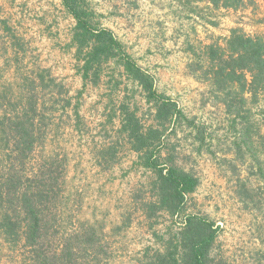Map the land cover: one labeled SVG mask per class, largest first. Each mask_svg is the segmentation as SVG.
I'll list each match as a JSON object with an SVG mask.
<instances>
[{
  "label": "rangeland",
  "instance_id": "374dc122",
  "mask_svg": "<svg viewBox=\"0 0 264 264\" xmlns=\"http://www.w3.org/2000/svg\"><path fill=\"white\" fill-rule=\"evenodd\" d=\"M87 1L103 27L111 22L100 0ZM198 1L199 8L210 4ZM252 1L237 11H250L244 21L260 30L237 28L249 36L264 35V17H254L264 13V0ZM74 24L61 0H0V118L3 110L12 109L8 103L14 109L25 104L29 87L23 85L24 78L37 81L36 73L46 69L58 86L34 91L38 108L44 103L40 110L44 119L36 124L40 143L26 169L30 173L38 164L53 162L55 175L62 174L61 195L51 213L54 232L61 236L88 224L110 252L106 264H138L147 249L161 248V239L177 231L183 218L167 214L151 221L145 218L141 203L149 197L152 173L139 166L119 133V107L128 105L148 123L150 106L112 64L104 68L99 85L83 84L71 45ZM199 31L186 42L189 61L195 57L204 61L201 48L214 42L223 45L226 39ZM124 47L133 57L131 47ZM139 55L133 58L141 66L144 55ZM147 59L142 64L153 66L157 92L176 101L187 119L206 129L200 153L196 151L200 142L185 124L168 136L164 150L176 166L199 181L186 213L205 216L219 228L211 254L222 264H264V91L255 102L246 96L242 112L246 121L233 123L223 105L208 100L205 90L199 95L191 83L165 82L157 76L153 58ZM187 64L184 69L189 73ZM3 144L0 140V158ZM0 264H31L21 242L10 243L1 232Z\"/></svg>",
  "mask_w": 264,
  "mask_h": 264
},
{
  "label": "trees",
  "instance_id": "16d2710c",
  "mask_svg": "<svg viewBox=\"0 0 264 264\" xmlns=\"http://www.w3.org/2000/svg\"><path fill=\"white\" fill-rule=\"evenodd\" d=\"M209 2L215 9L235 11L253 3ZM61 4L75 23L71 45L75 50V70L83 84L99 85L104 68L112 64L150 106V121L145 123L136 110L122 104L119 133L136 154L139 166L152 173L149 197L141 203L145 218L151 221L167 214L183 220L177 231L161 239L160 249H147L138 264H222L211 254L219 228L205 216L186 213L198 179L164 153L168 136L175 135L183 124L194 131L193 139L200 142L196 151L200 153L206 129L187 119L176 101L157 92L153 75L137 64L111 30L101 25L87 0H61ZM201 53L204 61L195 57L187 64L189 75L207 86L208 100L223 105L231 122L246 121L242 115L246 96L255 102L257 94L264 91V35L249 36L235 28L223 45H205ZM36 77L37 81L30 76L24 78L27 83L23 85L29 87L25 104L14 109L8 103L12 109L3 110L0 118V140L4 143L0 158V232L10 243L21 242L31 264H106L110 252L93 226L81 224L61 236L54 232L51 213L61 195L62 176L55 175L54 163L43 162L27 172L29 158L40 143L36 124L44 119L40 113L44 103L38 108L34 91L37 87L58 86L46 69L39 70Z\"/></svg>",
  "mask_w": 264,
  "mask_h": 264
},
{
  "label": "crops",
  "instance_id": "0c3cea01",
  "mask_svg": "<svg viewBox=\"0 0 264 264\" xmlns=\"http://www.w3.org/2000/svg\"><path fill=\"white\" fill-rule=\"evenodd\" d=\"M100 1L103 12L112 19L105 27L119 40H125L123 44L131 47L133 57L137 58L142 53L139 56L144 55L143 62H148L147 57L153 58V65L158 66L157 76L165 82L191 83L190 86L198 94L203 90L205 94L207 86L196 81L184 69L190 60L185 46L193 33L202 29L199 31L204 32L202 35L210 36L213 32L214 36L224 39L229 36L232 29L240 26L244 30L251 27L258 30L261 28L259 25L254 26L251 21L249 24L245 22L250 11L244 10L242 13L236 11L232 14L229 10H224L221 14L218 9H215L216 11L214 8L211 9V4L199 8L198 0ZM240 14L243 17H240ZM258 16L264 17V13H256L254 17ZM143 62L139 64L156 76L152 71L153 66L146 67ZM220 108L222 109V106Z\"/></svg>",
  "mask_w": 264,
  "mask_h": 264
}]
</instances>
